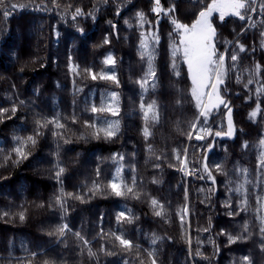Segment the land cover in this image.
<instances>
[{
    "label": "trees",
    "instance_id": "16d2710c",
    "mask_svg": "<svg viewBox=\"0 0 264 264\" xmlns=\"http://www.w3.org/2000/svg\"><path fill=\"white\" fill-rule=\"evenodd\" d=\"M56 2L59 8L52 0H4L0 7V109H8L0 112V147L4 149L0 153V264H29V261L31 264H45V261L48 264H139L140 261L151 264L147 255L153 250L151 234L162 238L155 245L157 264H238L243 256H249L253 264H264V252L258 247L259 217L264 215L261 207L264 201L258 197L264 198V172H257L259 150L256 147L264 136V93H256L257 88L264 87V47L261 46L264 15L259 12L262 0H257V12L246 13L244 21L229 16L220 23L218 14L212 18L218 41L233 44L238 41L245 47L239 53L235 70L226 58L229 72L221 86V95L232 110L235 133L233 138H217L216 147L208 154L207 162L213 169L215 183L206 173L195 171L204 155L198 149L207 141L188 139L190 132L193 136L197 134L191 125L197 121L200 109L191 96L187 65L179 55L180 75L176 76L171 68L170 45L179 38L175 34L169 37L173 33L170 18L161 15L157 25V17L151 12L153 0ZM210 3L211 0H161L164 8L175 4V18L185 24H191L203 6ZM13 4L25 7L12 9ZM38 6L41 10H36ZM76 7L82 8L86 15L73 21L71 13ZM118 7L119 16L116 15ZM4 9L11 12L7 18L3 16ZM141 11L151 22L145 24L144 30L158 28L160 37L155 59L158 86L155 92L149 91L144 97L145 104L157 101L160 120L154 124L149 121L152 134L148 140L142 135L140 89L135 83L146 69L137 50L142 30L137 26L136 14ZM88 13H94L95 19ZM249 15L251 21L247 19ZM251 23L255 27H250ZM111 25L116 26L115 30ZM56 32L60 34L58 39ZM105 35L111 43L101 47ZM216 47L224 52V44L217 43ZM233 50L230 45L229 56ZM109 52L117 58L115 71L119 86L99 79L93 81L83 71L105 69L102 62ZM70 63L79 65V76L70 71ZM256 63L260 64L261 71L258 78L250 77ZM237 75L240 83L236 81ZM249 78L254 83L245 88ZM75 89L82 91L74 94ZM111 92L119 94L118 115L107 114L106 119L119 120L120 130L110 140L96 139L91 135L93 129L84 125V121L93 122V114L84 109L90 103L99 106L102 98L107 99ZM257 103L261 111L253 120L249 114ZM14 106L17 110L13 115ZM227 111L228 108L220 105L212 112L208 124L214 131L227 130ZM74 113L76 123H72ZM55 115L65 125L62 131L63 139L69 141L67 144L53 135L57 130L49 125L41 129L43 134L37 137L34 147L29 144L24 148L27 159L18 160L15 154L5 159L16 146L13 137L35 135L36 121ZM95 123L97 127H106L101 120ZM199 126H203L202 117ZM244 141L248 142L247 149L242 147ZM185 148L189 170L194 175L181 172L183 164L175 158L173 150H181L183 159ZM114 153L124 155L123 176L129 183L132 168L135 169L134 191L141 193L139 200L116 197L106 189L116 167L111 160ZM57 159L66 169L61 176L64 192L84 197V202L65 198L66 217L54 203L61 188L55 178ZM215 163L221 164L222 172L215 170ZM97 167L99 177L95 173ZM238 169H247V173L241 174ZM154 178L160 183H153ZM245 179L249 181L244 185L247 203L246 210L241 211L240 202L245 197L235 189ZM94 180L101 184V191L95 195L89 192ZM151 197L165 205L164 217L154 215ZM125 207L138 219L132 224L119 225L115 216ZM21 213L23 220L19 218ZM63 223L73 233L80 232L89 240L96 255L89 256L86 248L82 251V242L70 233L63 242L56 235H48ZM245 223L252 236L230 244L228 235H241ZM112 233L124 235L139 245V249L124 251ZM32 252L38 253L37 256L32 257Z\"/></svg>",
    "mask_w": 264,
    "mask_h": 264
},
{
    "label": "snow or ice",
    "instance_id": "6c2138e0",
    "mask_svg": "<svg viewBox=\"0 0 264 264\" xmlns=\"http://www.w3.org/2000/svg\"><path fill=\"white\" fill-rule=\"evenodd\" d=\"M106 3L107 0H104ZM4 0H0V7L3 6ZM52 3L55 7L59 8L56 0H52ZM257 0H211L210 4H206L203 6V9L199 11L198 16L191 24H185L180 22L175 18V4H172L169 8H164L161 4V0H153V7L151 8V12L154 13L157 17V25L159 24V17L161 15L169 17L171 25L173 27V33H169V37L173 34L178 36V41H172L171 48V68L176 76H179L180 73L177 71V56L186 63L187 71L189 77L191 79V96L195 99L197 107L200 109L199 116L197 121L193 122L191 125L193 130L197 131L195 136L190 132L188 134V139H195L197 141H207V143H203L200 145L198 151L203 152V158L199 161L200 167L195 171H202L207 174V178L213 183H215V176L213 175V169L208 166V154L216 147L217 138L229 137L233 138L235 133V127L232 120L231 108L228 107V102L225 101L224 97L221 95V86L225 84V80L228 76L229 68L226 66V58L231 62L232 70H235L237 67V63L239 60V53L245 51V47L242 44H239L238 41L233 44L232 41H218L217 40V29L213 23V14H218V21L220 23H224L226 18L229 16L236 17L241 21L246 19V13H256ZM12 9L24 8L25 5H11ZM36 10H41L40 6L37 7ZM43 10L47 11V8ZM259 12L261 15H264V0L259 4ZM120 9L117 8L116 15L119 16ZM11 12L7 9L3 10V16L5 18L9 17ZM65 16L68 15L67 10L64 13ZM86 14L83 9L80 7H76L74 11L71 13V19L75 21L78 17H83ZM89 17L93 20L95 19L94 13H88ZM63 18V17H62ZM137 26L142 30L140 33L141 39L138 45V55L140 60L146 64V69L143 73L142 78L135 81L137 86L140 89V104L139 111L142 114L144 120V127L142 129V135L145 140L151 136V131L149 128V121L153 124L158 123L160 120V106L158 105L156 100H151L149 103L145 104L144 97L149 91L155 92L158 86V76L157 70L155 66V59L157 48L160 43V37L158 34V28L153 30L151 27L145 31V24H151L150 21L147 20L145 13L138 12L136 14ZM249 21H251V16L247 17ZM111 23V22H109ZM128 27H132L128 21H124ZM113 30H115L116 26L111 25ZM250 27H255V23H251ZM83 32V29H78ZM56 38H59V32L55 33ZM111 40L108 35H105L104 40L101 47L106 44H110ZM217 43H222L225 45L224 52H220L216 47ZM232 45L234 50L232 54L229 56V46ZM261 46L264 47V40L261 41ZM71 60V58H69ZM103 65L106 66L105 69H101L99 72H95L92 69H84V73L87 74L91 78V80H103L116 84L119 86V78L115 71V66L117 64V58L114 54L109 52L103 59ZM69 69L71 72L75 73L77 76L80 75L79 65H75L70 63ZM261 71V66L259 63L255 64L252 72L249 73L250 77H257ZM237 83H240V76L236 77ZM254 79L249 78L247 83L244 85L245 88L248 85L253 84ZM77 91H82V89H75L74 94ZM257 95L264 93V87H260L256 89ZM21 104L24 102L21 101ZM75 103V101H73ZM178 105L180 101L176 102ZM118 104H119V94L117 92H111L107 99L102 98L101 104L97 106L95 103H90V106L84 109L85 112L93 114V122L89 123L88 121H84V125L86 128L93 129L91 135L96 138H104L110 140L115 138L120 130L119 128V120L110 121L106 119L107 114H111L112 116L118 115ZM220 105H224L228 108L227 111V130L214 131L212 127L208 124V121L212 115L214 110H218ZM16 107L14 106L11 111L13 115L16 112ZM8 109H0V112H7ZM260 105L257 103L256 108L249 114L250 119H255L260 113ZM203 118V126H199L200 118ZM95 120H101L106 127H97ZM72 123H76L75 113L72 117ZM49 125H52L54 129L57 131L53 132V135L58 137L59 140H62L63 143L67 144L69 141L63 139V129L65 125L60 122V118L58 115L53 116L51 119L45 118L43 121H36L35 135H29L27 138L22 137H13V140L16 143V146L11 150L9 156H6L5 159H9L11 154H15L19 159H27L28 153L24 151V148L28 147L29 144L31 146H35L37 143V137L41 136L43 133L41 129H47ZM199 133H204L203 135ZM211 138V139H209ZM58 140V146H59ZM242 147L247 149L249 147L248 142L244 141ZM259 150V156L257 160V172H264V136H262L256 146ZM151 145H149V151H151ZM4 149L0 147V153H2ZM175 154V158L177 161H180L183 164V167L180 169L186 176L194 175L195 173L192 170H189V160H188V150L187 148L183 149V159H181V150L176 149L173 150ZM112 162L116 165L114 174L112 178L109 180L108 184L105 186L107 190L111 192L112 195L116 197H126L129 196L131 199L139 200L141 198V193L139 191H134L137 186V178L135 175V169L132 168V175L129 181H126L123 176L124 172V155L120 153H114L111 157ZM62 161L57 159L56 161V172L55 178L61 184V188L59 190V194L54 197L55 205L62 211L63 217L67 216V207H66V197H71L81 202H84L83 196H73L72 193H65L62 187L61 176L65 173L66 169L61 166ZM156 167H159L157 164ZM214 168L217 172H222L221 164L215 163ZM241 174H246L247 169H238ZM96 176L99 177L100 169L99 167L95 170ZM204 176H200V179H204ZM153 183H160V181L155 178L152 181ZM249 183L247 179L244 180L243 183L239 185L235 189L236 192H239L245 199H242L240 202V210H246V196L247 193L244 190V185ZM101 191V184L97 183L95 180L92 183V187L89 188V192L93 195ZM185 199H187V189H185ZM258 200L264 201V198L258 197ZM150 206L153 209V213L156 217H164L166 215L165 205L161 203L155 197L150 198ZM230 206V205H229ZM42 207V205H41ZM261 207L264 208V203H261ZM184 213H187V206L185 205ZM126 213H128L126 215ZM231 215V213H229ZM7 215V213H4ZM62 217V219H63ZM19 218L21 220L24 219L23 213L20 214ZM138 219L133 213H131L130 209L125 207L124 210L119 211L115 220L119 225H123L125 223L132 224L134 221ZM183 215H181V221L183 223ZM260 227L258 230L259 242L258 247L262 252H264V215H260ZM103 217L101 216V221ZM123 229L121 228V231ZM207 231V229H205ZM72 234L79 241L82 242V251L86 248L87 254L89 256H95L96 254L91 250L90 242L83 236H81L80 232H72L67 223H63L59 227L55 229L53 233H48V235H56L58 239H61L63 242V238L66 237V234ZM100 234L103 236V229L101 228ZM221 234H224L223 232ZM114 237L115 241H118L120 247L124 251H131L134 247L139 249V245H134L133 241L130 239H126L124 235H116L115 233L111 234ZM252 236V232L249 231V226L247 223L243 225L242 234L239 236L228 235V242L230 244L236 243L238 240L248 239ZM162 238L151 234L150 242L153 245V250L147 252L148 257L150 258L151 264H157V259L155 255V245ZM190 243V241H189ZM103 251V248H101ZM38 253L32 252L31 256L35 257ZM111 254V253H109ZM139 253L137 252V256ZM200 255V253H197ZM31 264V261H29ZM45 264H48L45 261ZM139 264H143V261H140ZM238 264H253V260L249 256H243L240 258Z\"/></svg>",
    "mask_w": 264,
    "mask_h": 264
},
{
    "label": "rangeland",
    "instance_id": "374dc122",
    "mask_svg": "<svg viewBox=\"0 0 264 264\" xmlns=\"http://www.w3.org/2000/svg\"><path fill=\"white\" fill-rule=\"evenodd\" d=\"M214 14H215V13H214ZM214 14H213V15H214ZM216 15H217V14H216ZM33 30L36 31L35 29H33ZM188 168H189V166H188Z\"/></svg>",
    "mask_w": 264,
    "mask_h": 264
}]
</instances>
